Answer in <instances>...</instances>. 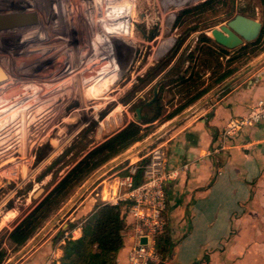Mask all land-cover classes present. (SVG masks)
<instances>
[{
	"label": "rangeland",
	"instance_id": "rangeland-1",
	"mask_svg": "<svg viewBox=\"0 0 264 264\" xmlns=\"http://www.w3.org/2000/svg\"><path fill=\"white\" fill-rule=\"evenodd\" d=\"M108 1L0 0V249L6 251L2 264L28 263L46 239L55 243L60 237L61 230L53 234L54 226L66 222L69 232L82 223L74 221L75 213L89 209L97 178L126 164L114 166L118 162L114 159H122L123 154L80 184L24 246L15 249L7 239L12 228L89 150L127 124L137 123L135 110L140 109L141 118L140 106L155 100L160 87L167 86L160 97L163 115L152 124L145 138L151 140L141 145L146 146L142 153L163 143L164 132L190 116L197 101L167 120L186 101L178 93L180 88L168 86L170 81L194 69L199 82L208 84L211 69L205 61L212 67L217 61L226 64L225 59L194 50L201 33L210 37V30L220 29L237 15L264 27V0H228L215 13L187 18L177 28L178 12L204 0H131L129 11H134L122 18L106 17L103 8L120 0ZM117 18L123 21L116 23ZM26 33L16 43L3 42ZM178 40L183 42L175 54ZM260 43L264 48V33ZM246 64L238 62V71ZM17 107L24 111L22 119L10 116L9 109ZM9 167L17 172L10 179L4 176ZM39 188L43 193L32 199Z\"/></svg>",
	"mask_w": 264,
	"mask_h": 264
},
{
	"label": "crops",
	"instance_id": "crops-1",
	"mask_svg": "<svg viewBox=\"0 0 264 264\" xmlns=\"http://www.w3.org/2000/svg\"><path fill=\"white\" fill-rule=\"evenodd\" d=\"M261 99L264 50L199 99L183 123L164 132L167 137L162 144L169 164L190 163V169L166 187L165 230L171 246L161 264H193L199 260L207 264H264V125L242 131L234 140L235 147L228 151L207 155L226 122L245 115ZM88 211L86 207L79 209L74 221L88 217ZM53 229V234L61 230L60 237L55 243L46 239L32 253L29 264H44L52 247L68 239L66 222ZM76 234L75 239L81 230ZM122 239L116 264H127L133 245L129 228Z\"/></svg>",
	"mask_w": 264,
	"mask_h": 264
},
{
	"label": "trees",
	"instance_id": "trees-1",
	"mask_svg": "<svg viewBox=\"0 0 264 264\" xmlns=\"http://www.w3.org/2000/svg\"><path fill=\"white\" fill-rule=\"evenodd\" d=\"M230 1L233 2V0ZM227 2L228 0H204L196 5L184 8L176 15L174 26L176 28L182 26L186 22L185 20L190 17H201L206 13H215L219 8L226 6ZM131 7H128V12H130L129 8ZM117 9L121 15H125L124 8L118 7ZM240 13L242 12L240 11ZM228 16L231 17L233 14L229 12ZM263 33L264 27L262 26L260 35L255 41L245 43L233 50L216 44L210 37L201 33L194 50L201 51V54L206 57L225 59L226 64L223 66L216 60V65L212 67L211 62L205 61L206 68L211 69L208 84L199 82L198 74L194 72V69L189 70L190 73L185 70L183 75H177L176 79L170 81L168 86L174 84L175 88H180L178 93L185 97L186 101L168 115L167 120L177 116L213 88L232 77L238 71V65H236L238 62L244 60L246 64L251 58L262 52L264 48L259 46ZM182 42L178 40L173 47L175 54ZM193 57L194 52L189 53L188 59L190 62L193 61ZM195 59L197 60L198 57ZM165 87L167 86L160 87L155 100L140 106L141 110L144 109L140 122L127 124L124 128L89 150L56 182L40 201L36 202L30 212L7 235L8 241L15 249L24 246L51 214L59 208L63 201L92 173L149 136L152 124L163 115L160 97ZM124 229L125 225L121 218L120 208L101 207L82 221L79 238H68L60 246L62 256L59 264H116L117 253L123 247L122 232ZM170 246L168 232L165 230L156 241V250L163 259L169 255ZM5 258L6 251L0 249V264L4 262Z\"/></svg>",
	"mask_w": 264,
	"mask_h": 264
},
{
	"label": "built area",
	"instance_id": "built-area-1",
	"mask_svg": "<svg viewBox=\"0 0 264 264\" xmlns=\"http://www.w3.org/2000/svg\"><path fill=\"white\" fill-rule=\"evenodd\" d=\"M257 125H264V99L257 100L251 105L245 115L229 119L220 131L217 143L207 155H218L235 147L233 143L238 135L245 129ZM144 149L146 146L137 147L134 144L123 153L122 159H114L118 160L115 167L125 162L126 164L111 175L106 176L107 172L112 170L109 169L105 177L96 179V192L88 211L89 217L104 206L120 208L121 218L130 229L133 238L127 264H161L165 260L156 250V241L166 226L165 213L168 206L166 187L175 183L190 169V163L171 166L166 146L162 143L142 153ZM16 174V170L11 167L4 172V176L9 179ZM80 226L81 223L66 233L65 238L75 239ZM143 239L145 243L141 242ZM61 244L64 243L52 247L44 264H59ZM193 264L207 263L199 260Z\"/></svg>",
	"mask_w": 264,
	"mask_h": 264
},
{
	"label": "water",
	"instance_id": "water-1",
	"mask_svg": "<svg viewBox=\"0 0 264 264\" xmlns=\"http://www.w3.org/2000/svg\"><path fill=\"white\" fill-rule=\"evenodd\" d=\"M51 10V7H50ZM51 17H53V12H50ZM262 25L258 21L252 20L243 15H237L231 20H229L225 26L220 27V29H212L210 30V37L212 40L229 50H233L241 45L249 42L255 41L261 32ZM28 36V33L25 35H17L14 37H10L4 39V43H16L22 38ZM157 91H154V96L156 95ZM154 100V99H153ZM136 122L140 121V109L135 110ZM118 132V131H117ZM113 135V134H112ZM111 135V136H112ZM43 193V189L39 188L32 194V199H38L40 195ZM145 243L143 239L141 241Z\"/></svg>",
	"mask_w": 264,
	"mask_h": 264
},
{
	"label": "bare ground",
	"instance_id": "bare-ground-1",
	"mask_svg": "<svg viewBox=\"0 0 264 264\" xmlns=\"http://www.w3.org/2000/svg\"><path fill=\"white\" fill-rule=\"evenodd\" d=\"M17 1V0H16ZM106 1H108V0H106ZM113 1V0H112ZM100 2V1H99ZM109 2V1H108ZM111 2V1H110ZM132 2H131V0H120L117 4H115V5H113V6H105L104 8H103V10L107 13V15H106V17L107 16H109V15H111V16H116V17H119V18H122L121 16V14L117 11L118 9V7H122V8H124L125 9V12H124V14H126V15H128V14H131V12H128V7H131L130 6V4H131ZM134 8H135V5H134ZM133 8V9H134ZM41 11V10H40ZM134 11V10H133ZM132 11V12H133ZM15 17V16H14ZM53 19V18H52ZM118 19V18H117ZM122 22L123 20H117V22L116 23H119V22ZM108 27V26H107ZM106 27V29L108 30V28ZM112 29V28H111ZM112 30H114V27H113V29ZM127 30V29H126ZM109 31H111V30H109ZM123 32H121V34H122ZM8 38V37H7ZM5 39V38H4ZM32 40V39H31ZM59 63V62H58ZM73 64V63H72ZM58 65V64H57ZM63 65V64H62ZM30 67V66H29ZM34 67V66H33ZM49 77V76H48ZM67 77V76H66ZM58 79V78H57ZM68 79V78H67ZM46 80V79H45ZM59 80V79H58ZM69 80V79H68ZM46 82V81H45ZM60 82V81H59ZM61 90V89H60ZM73 91V90H72ZM47 95H48V93H47ZM43 96H44V94H43ZM42 97V96H41ZM45 97V96H44ZM47 97V96H46ZM33 99V98H32ZM38 100V99H37ZM41 100H42V98H41ZM48 100V99H47ZM3 101V100H2ZM33 101V100H32ZM35 101V100H34ZM40 101V100H39ZM50 100H48V102H49ZM9 102V101H8ZM46 102V101H45ZM7 103V102H6ZM20 103V102H19ZM39 103H41V105H42V102H39ZM12 104V103H11ZM15 104V103H14ZM5 105V104H4ZM10 105V104H9ZM47 105V104H46ZM7 106H5L4 107V109L6 108ZM13 107H14V105H13ZM3 107H1V109H2ZM35 108V107H34ZM25 109V108H24ZM7 110V109H6ZM43 110H45V109H43ZM9 112H10V116H13V117H21V119H22V117H23V110H22V108H20V107H17V108H15V109H13V108H11V109H9ZM5 113H6V111H5ZM31 114V113H30ZM29 114V116H31ZM45 114V113H44ZM27 115V114H26ZM43 115V114H42ZM25 116V115H24ZM27 118V117H26ZM45 118V117H44ZM28 119V118H27ZM30 120V119H29ZM14 121V120H13ZM24 121V120H23ZM11 123V122H10ZM15 123H16V121H15ZM6 124V123H5ZM12 124V123H11ZM25 125V124H24ZM2 126H3V124H2ZM11 127V126H10ZM14 127V126H13ZM17 127V126H16ZM22 127V126H21ZM8 128V127H7ZM24 128V127H23ZM22 128V129H23ZM1 129H2V127H1ZM5 129V128H4ZM10 129V128H9ZM11 130V129H10ZM24 131V130H23ZM7 133V132H6ZM24 132H22V134H23ZM1 134V133H0ZM3 134H5V133H3ZM8 134V133H7ZM1 138V137H0ZM4 138V137H3ZM2 138V139H3ZM13 138V137H12ZM4 139H6V138H4ZM3 141V140H2ZM6 142V141H5ZM23 143V142H22ZM5 145V144H4ZM10 146V145H9ZM25 146V145H24Z\"/></svg>",
	"mask_w": 264,
	"mask_h": 264
}]
</instances>
